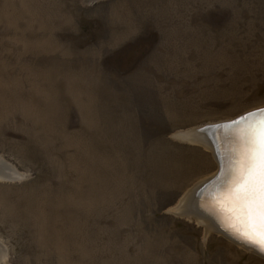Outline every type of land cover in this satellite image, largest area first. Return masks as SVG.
Here are the masks:
<instances>
[{"label": "rangeland", "instance_id": "374dc122", "mask_svg": "<svg viewBox=\"0 0 264 264\" xmlns=\"http://www.w3.org/2000/svg\"><path fill=\"white\" fill-rule=\"evenodd\" d=\"M261 107L264 0H0V264H264L175 214Z\"/></svg>", "mask_w": 264, "mask_h": 264}, {"label": "bare ground", "instance_id": "6f19581e", "mask_svg": "<svg viewBox=\"0 0 264 264\" xmlns=\"http://www.w3.org/2000/svg\"><path fill=\"white\" fill-rule=\"evenodd\" d=\"M259 119L260 120L258 121V120H256V118H254L255 122L253 123L252 126H251V123H249L245 126H239V127L237 126L235 128H232L231 132L230 133L228 132L229 133L228 137H226L227 131H225V132L221 131V134H222L221 135L220 132H217V134L216 133L214 134L213 130H211V131H209V133L212 134V137H209V136L204 135V133H202V131L200 130L201 133L197 132V131L185 133L182 135V138L185 140L187 139L188 141L190 140V142H192L193 138H195L197 142H193V143H197L200 146L207 149L208 151L215 153V155L217 156L218 159H219L218 153L220 152L221 149L218 145V142L214 141V138L215 139L217 138V140H219L220 146L222 148V150H221L222 151V160L225 164V167H227V169H225V171L223 173L222 179L220 180V182L217 186V190L215 188L216 192L212 196V198L209 196L208 199L206 200V203L200 202V204H199V201L197 200L198 201L197 206H198V208H200L202 206L204 207L205 205H207L209 207V209H211V212H212L211 213L212 216H210V217H212V219L215 220V222L218 223L220 225V227H222L228 233H230L233 236V238L235 237L236 239H238L242 242H245L247 245L254 246L255 249H257L258 251H260L264 255V249H262L258 243L253 242V240H249L248 237L245 235L246 232L250 233V229H249L247 222H246V208H245V203H244L243 199L230 197L228 195V189L230 186V181L232 179L231 169L234 166L236 160L238 159V153L240 152L241 147H242V143H243L242 137L248 131L249 126L254 128L260 121L264 120V118H261V117ZM220 137H222V138H220ZM223 137H225V138H223ZM221 139H224L223 140L224 144H223V142H221ZM223 145H225V146H223ZM219 156H220V153H219ZM1 161H0V164L2 163ZM9 168L8 169L6 168L7 170L3 171L2 174H0V177L1 178H7L9 180L10 179L15 180L17 174H16V172H14L12 169H9ZM192 190H190L188 192V194L186 195V197L182 201H180L181 203L178 205L177 208H175L176 209L175 213H177L178 211L180 212V210L183 213H184V211H186L188 206H186L185 208L182 206L184 205V201L187 200V198L189 197L190 192ZM187 211H189V208ZM200 221H203L204 226L208 232L214 231V230H212V228H211L212 226L210 223L206 222L204 219H201V218H200ZM233 231H235V233H233ZM255 239L258 240L259 237L256 236ZM240 247L245 249L242 246H240ZM247 251L253 252V250H247ZM0 255H2V254H0Z\"/></svg>", "mask_w": 264, "mask_h": 264}, {"label": "snow or ice", "instance_id": "6c2138e0", "mask_svg": "<svg viewBox=\"0 0 264 264\" xmlns=\"http://www.w3.org/2000/svg\"><path fill=\"white\" fill-rule=\"evenodd\" d=\"M242 140L238 159L231 169L228 195L243 199L250 229L245 235L264 249V120L254 128L249 126Z\"/></svg>", "mask_w": 264, "mask_h": 264}, {"label": "water", "instance_id": "95a60500", "mask_svg": "<svg viewBox=\"0 0 264 264\" xmlns=\"http://www.w3.org/2000/svg\"><path fill=\"white\" fill-rule=\"evenodd\" d=\"M250 113L253 115H249ZM260 117L264 118V107H261V108L252 110L250 112H247V113L241 115L240 117L235 118L232 121H229V122H226V123H223L220 125H216L214 128L210 129V131L213 130L214 134L215 133L217 134V132H220V134H221V131L222 132L227 131L226 137H228L232 128H235L237 126L238 127L239 126H245L249 123H251V126H252L253 123L255 122L254 118H256V120L259 121ZM241 121H243V122H241ZM220 138H222V137H220ZM223 138H225V137H223ZM223 140L224 139H221V142H223V144H224ZM214 141L218 142V145H219L220 149L222 150L220 143H219V140H217V138L216 139L214 138ZM223 146H225V145H223ZM221 150L219 152L220 156L218 153V157L220 160L217 158L215 153H213L216 160H217V163H218V171L213 176H211L210 178L200 182V184H198L196 186V188H194L190 192L189 197L187 198L186 202L182 206L185 208L186 205L189 207L190 203H192V204L194 203L192 208L189 207V212L192 214V217H190V215H188L189 213H186L185 211H184L185 213H183L181 210L178 214L177 213H175V214L177 216L185 217V218H193V219H195V218L200 219L201 218V219H204L206 222L211 224V226H212L211 228H212V230H214L213 231L214 233L222 236L224 239L229 240L230 242L234 243V245H236V246H242L246 250H253V252H254L253 254L264 259V255L260 251L255 249L254 246L247 245L245 242H242V241L236 239L235 237L233 238V236L230 233H228L225 229L220 227V225L218 223H216L215 220L212 219V217H210V216H212V214H211L212 212H211V209H209V207L207 205H205L206 207L205 206L204 207L202 206L200 208L195 207L196 204L198 203V201H199V204H200V202L206 203V200L208 199L209 196L212 198V196L216 192L215 188L217 190V186H218L220 180L222 179L223 173H224L225 169H227V167H225V164L222 160V151ZM1 162H3V161H1ZM1 164H2V166L5 165V164L3 165V163H1ZM192 198H194L193 201H192ZM233 233H235V231H233Z\"/></svg>", "mask_w": 264, "mask_h": 264}]
</instances>
